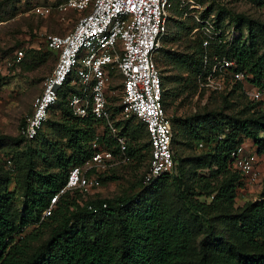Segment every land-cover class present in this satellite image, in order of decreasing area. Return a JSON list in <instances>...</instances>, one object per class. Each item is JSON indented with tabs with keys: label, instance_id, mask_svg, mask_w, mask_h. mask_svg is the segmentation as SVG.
<instances>
[{
	"label": "rangeland",
	"instance_id": "rangeland-1",
	"mask_svg": "<svg viewBox=\"0 0 264 264\" xmlns=\"http://www.w3.org/2000/svg\"><path fill=\"white\" fill-rule=\"evenodd\" d=\"M66 1L0 0V178L2 188L12 192L11 212L16 222L25 211L28 171L34 168L59 172L58 154L64 152L68 158L73 152L68 146V121L63 116L68 110L61 104L50 111L37 139H25L22 134L34 100L58 59V52L48 46V36L69 32L84 15L65 6ZM199 19L208 23H200ZM232 30L237 42L241 40L249 47L253 44L252 61L264 56V0H189L186 6L172 0L167 9V32L156 61L164 78L165 110L173 120V172L157 186L144 182L150 161L149 135L138 118L121 119L118 106L123 78L114 72L112 117L118 120V132L125 136L134 154L128 153L129 159L124 161L117 152L105 167L92 171L85 167L91 176L105 181L100 180L99 187L80 191L76 196L69 191L70 198L82 205L94 199L133 198L135 207L158 206L168 219L186 227L182 238L186 245L179 264H202V256L212 264H233L245 254L264 251V234L250 231L242 220L252 204L264 199V171L258 180L251 181L234 167L220 166L219 154L225 139H241L255 148L243 120L264 114V99L252 96L257 86L251 76L238 79V62L237 68L224 66L223 60L233 56L229 41ZM208 35L215 38L205 46ZM19 50L24 56L17 61ZM262 65L264 69V60ZM96 132L91 141L93 148L113 151L114 146H100L101 136L111 134L106 125L97 123ZM177 176L190 197L206 204L203 211H195L179 198L173 181ZM58 201L53 211L58 210ZM112 218L107 215L105 223ZM57 224L48 219L43 225L25 227L23 235L40 233L31 251L51 236ZM209 225L213 226L214 236H210Z\"/></svg>",
	"mask_w": 264,
	"mask_h": 264
},
{
	"label": "built area",
	"instance_id": "built-area-1",
	"mask_svg": "<svg viewBox=\"0 0 264 264\" xmlns=\"http://www.w3.org/2000/svg\"><path fill=\"white\" fill-rule=\"evenodd\" d=\"M180 1L182 6L189 2ZM170 2L67 0L65 6L82 11L84 15L69 32L51 34L47 38L49 48L58 52V59L44 81L42 92L34 100L33 111L26 119L22 129L25 138L31 140L38 135L51 108L68 85L70 90L66 99L69 108L80 118L91 117L103 122L115 138L120 159L127 161L128 143L125 136L118 132V120L112 117L110 102L113 73L118 72L123 78V95L119 102L121 119L138 118L145 124L150 135L151 159L144 182L153 183L161 175L171 172L175 167L173 130L163 103L164 85L156 61V53L167 32V9ZM199 21L208 23L207 20ZM236 37L235 30H232L229 41ZM213 38L208 35L204 45H209ZM23 56L22 50L16 52L17 61ZM223 61L226 67L238 66L235 58ZM236 76L244 80L248 74L239 70ZM252 96L255 100L264 99V88L257 86ZM254 145L255 148L243 143L231 152L234 166L251 181L258 180L264 171V147ZM114 159L113 151L96 148L82 164L74 165L69 171L66 184L52 196L42 218L50 216L55 203L69 191L79 189L89 192L93 187H99L100 179L91 176L89 172L96 167H105ZM85 167L90 171L85 170Z\"/></svg>",
	"mask_w": 264,
	"mask_h": 264
},
{
	"label": "trees",
	"instance_id": "trees-1",
	"mask_svg": "<svg viewBox=\"0 0 264 264\" xmlns=\"http://www.w3.org/2000/svg\"><path fill=\"white\" fill-rule=\"evenodd\" d=\"M250 28V37L253 39L255 33L252 25ZM236 38L231 41L232 58L237 60L241 66L240 70L251 76L253 84L264 88L262 65L264 56L252 61L251 56L254 51L251 47L253 44L250 47L245 46V42L241 40L237 42L238 38ZM235 43L238 44L236 47ZM161 76L164 85L163 103L165 107L166 89L162 72ZM69 90L70 87L66 85L58 102L51 110L59 104L68 110L63 116L68 121L66 126L70 136L68 146L73 152L68 158L64 152L58 154L61 167L59 172L50 173L47 169L34 168L28 171L24 194L26 206L20 222H16L12 217V192L2 188V179L0 178V264H179L182 258V249L186 245L182 239L187 233L186 227L179 221L168 219L164 211L156 205L135 207L132 206L133 198L117 199L116 201L107 198L94 199L82 205L70 198L68 192L59 199L58 210L56 209L50 216L42 218L43 211L50 205L52 196L66 184L70 169L74 165L82 164L96 149L93 148L91 141L97 133V123H103L91 117L76 116L67 104L66 97ZM118 108L121 112V107L118 106ZM170 121L173 130V120L170 119ZM243 126L250 137L254 139L253 142L263 148L264 114L257 118L243 120ZM253 127H257L258 130L253 131ZM40 132L31 140L37 139ZM110 136L104 133L99 140L100 146L103 148L114 146L113 153H117L119 151L118 146H115V138ZM224 142V149L219 154L220 166L225 165L228 168L237 169L231 160V152L244 142L241 139L238 141L225 139ZM173 143L174 131L172 149ZM127 151L134 154L129 144ZM71 163L73 165L68 171L67 167ZM173 170L161 175L148 186H157L160 182L167 180ZM173 179L179 198L195 211H203L206 204L195 197H190L183 190L181 178L177 176ZM100 180L105 181L102 178ZM80 191L79 189L74 190L73 195L76 196ZM104 204L107 205L104 206ZM71 206H73L72 209ZM107 215L113 218L105 223L104 219ZM48 219L56 220L57 226L45 242L31 251L33 241L40 237V233L23 235L25 227L29 224L43 225ZM242 220L250 231L255 230L264 234V199L252 204L244 212ZM209 233L210 236L215 235L211 225H209ZM200 260L202 264H212L204 256ZM233 264H264V251L245 254Z\"/></svg>",
	"mask_w": 264,
	"mask_h": 264
}]
</instances>
